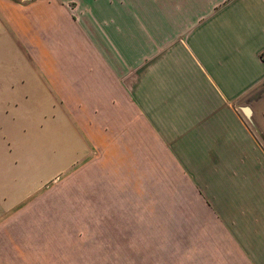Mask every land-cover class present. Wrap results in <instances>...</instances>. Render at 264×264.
<instances>
[{"label": "crops", "instance_id": "0c3cea01", "mask_svg": "<svg viewBox=\"0 0 264 264\" xmlns=\"http://www.w3.org/2000/svg\"><path fill=\"white\" fill-rule=\"evenodd\" d=\"M0 28L26 58L8 108L88 164L165 173L198 202V264H264V0H0Z\"/></svg>", "mask_w": 264, "mask_h": 264}, {"label": "rangeland", "instance_id": "374dc122", "mask_svg": "<svg viewBox=\"0 0 264 264\" xmlns=\"http://www.w3.org/2000/svg\"><path fill=\"white\" fill-rule=\"evenodd\" d=\"M3 32L0 264H198V238L206 231L198 227V202L164 195L165 173L150 181L133 166L104 164L100 149L88 164L65 128L39 127L36 107L25 109L19 98L8 108L7 79L23 70L7 64L26 58ZM25 87L19 81L15 92Z\"/></svg>", "mask_w": 264, "mask_h": 264}, {"label": "water", "instance_id": "95a60500", "mask_svg": "<svg viewBox=\"0 0 264 264\" xmlns=\"http://www.w3.org/2000/svg\"><path fill=\"white\" fill-rule=\"evenodd\" d=\"M243 110H244V112L247 114V115H249V113H250V108H249V106H244L243 107Z\"/></svg>", "mask_w": 264, "mask_h": 264}, {"label": "trees", "instance_id": "16d2710c", "mask_svg": "<svg viewBox=\"0 0 264 264\" xmlns=\"http://www.w3.org/2000/svg\"><path fill=\"white\" fill-rule=\"evenodd\" d=\"M260 56H261L262 60L264 61V50L261 52Z\"/></svg>", "mask_w": 264, "mask_h": 264}]
</instances>
